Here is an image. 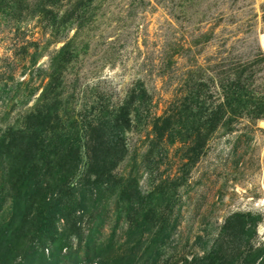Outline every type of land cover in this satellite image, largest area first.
Instances as JSON below:
<instances>
[{
  "label": "rangeland",
  "instance_id": "rangeland-1",
  "mask_svg": "<svg viewBox=\"0 0 264 264\" xmlns=\"http://www.w3.org/2000/svg\"><path fill=\"white\" fill-rule=\"evenodd\" d=\"M139 82L148 111L132 104L114 172L142 206L131 221L118 190L99 193L81 244L134 264H264V0H0V135L39 111L81 147ZM10 170L0 164V226Z\"/></svg>",
  "mask_w": 264,
  "mask_h": 264
},
{
  "label": "trees",
  "instance_id": "trees-1",
  "mask_svg": "<svg viewBox=\"0 0 264 264\" xmlns=\"http://www.w3.org/2000/svg\"><path fill=\"white\" fill-rule=\"evenodd\" d=\"M203 90L204 87L198 85L192 97L201 98ZM136 100L148 111V94L140 82L113 111L111 129L104 131L98 120L97 129L92 130L94 133L84 132L89 143L81 147L74 145L78 140L76 134L45 126L48 125L47 114L39 111L27 116L21 128H10L0 135V164L12 165L6 179L1 176V181L6 184L4 192L14 204L8 221L0 226V264H134L131 258L134 252L131 256L126 252H115L112 256L102 244L89 239L81 244V222L93 216L97 207L95 197L103 191L110 195L118 190L122 197L115 193L117 204L124 207L126 217L132 221L138 216L136 213L142 204L139 198H133L138 192L134 189L133 194L130 193V188L123 185V178L116 177L114 172L127 154L122 132L131 125L129 111ZM201 100L203 104L206 97ZM215 107V110L206 107L204 111L210 109L215 115L220 106ZM198 108L201 109L199 105ZM191 118L192 127L202 123L201 111L192 113ZM159 122L160 119L155 118L152 124L158 135L168 125L166 118L162 119L161 126ZM208 124L213 128L216 125ZM199 149L200 140H197L190 148L188 159H196ZM62 219V231L57 232L56 224ZM67 230L77 235V249L68 245L63 237ZM64 248L67 251L62 253ZM140 250L137 246L136 252Z\"/></svg>",
  "mask_w": 264,
  "mask_h": 264
}]
</instances>
